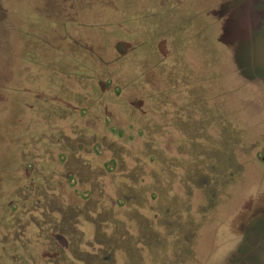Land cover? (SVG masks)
<instances>
[{"label":"rangeland","instance_id":"374dc122","mask_svg":"<svg viewBox=\"0 0 264 264\" xmlns=\"http://www.w3.org/2000/svg\"><path fill=\"white\" fill-rule=\"evenodd\" d=\"M2 57L0 264H264V0H0Z\"/></svg>","mask_w":264,"mask_h":264},{"label":"flooded vegetation","instance_id":"af4514ba","mask_svg":"<svg viewBox=\"0 0 264 264\" xmlns=\"http://www.w3.org/2000/svg\"><path fill=\"white\" fill-rule=\"evenodd\" d=\"M6 57V56H5ZM7 58V57H6ZM0 59H4L3 57L2 58H0ZM4 63H6V61H4Z\"/></svg>","mask_w":264,"mask_h":264}]
</instances>
